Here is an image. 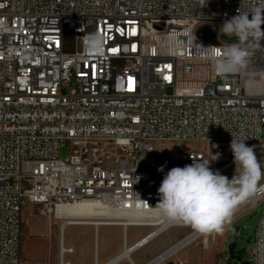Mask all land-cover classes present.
<instances>
[{"label": "built area", "instance_id": "1", "mask_svg": "<svg viewBox=\"0 0 264 264\" xmlns=\"http://www.w3.org/2000/svg\"><path fill=\"white\" fill-rule=\"evenodd\" d=\"M259 5L0 0V264H21L24 205L54 214L91 200L108 210L149 212L170 169L193 163L192 156L209 159L201 149L157 152V143L226 145L233 136L262 143L264 46L223 77L203 48L229 44L220 38L222 23ZM201 23L213 32L218 26L215 42L196 36ZM68 34L81 40L79 51L63 52ZM91 36L101 38L99 51ZM251 256L264 264V213Z\"/></svg>", "mask_w": 264, "mask_h": 264}, {"label": "clouds", "instance_id": "2", "mask_svg": "<svg viewBox=\"0 0 264 264\" xmlns=\"http://www.w3.org/2000/svg\"><path fill=\"white\" fill-rule=\"evenodd\" d=\"M220 34L235 42L223 48L203 47L218 76L240 72L249 64L251 50L264 46V0L252 13H241L226 19ZM100 37H89L91 47L99 51ZM233 136V135H232ZM235 167L229 178L210 168V161L192 156L193 163L173 167L164 176L155 209L166 221L190 226L204 235L223 234L232 223L239 206L257 193L264 169L253 146L246 139L233 136L230 143ZM163 171V166L158 168ZM146 202V201H145ZM147 203V202H146Z\"/></svg>", "mask_w": 264, "mask_h": 264}, {"label": "rangeland", "instance_id": "3", "mask_svg": "<svg viewBox=\"0 0 264 264\" xmlns=\"http://www.w3.org/2000/svg\"><path fill=\"white\" fill-rule=\"evenodd\" d=\"M212 27L209 24L201 23L195 29V34L198 37ZM215 31L204 42H215L217 38L218 26H215ZM220 38L225 43L235 42L234 38H229L220 34ZM62 49L64 53H74L81 49V40L76 36L68 34L62 37ZM262 143L263 146H257L258 144L247 143L249 146L254 147V151L261 163L262 169H264V129L262 130ZM181 149H201L203 150L209 159H215L210 161V168L212 170H218L221 174L231 178L235 173V163L233 154L230 150V144L216 145L211 143H202L194 141L186 142H174L164 144H156V151L161 152L167 150L170 153ZM59 155L62 159L69 155V146L65 145L61 147ZM264 181L261 179L260 183ZM24 208V209H23ZM29 209V206L24 205L21 212L25 213ZM264 213V194L258 197L249 205L243 207L237 211L234 215L232 223L227 226L226 231L223 234H210L205 238L203 235L198 236L194 241L185 245L178 252L169 256L159 264H253L251 256V248L253 247L255 227L259 217ZM26 215L22 216L21 223V236L20 247L22 249L25 244V240L28 239V224L36 223V230L41 231L44 228H51L52 230H58L60 227L59 219L54 217V214L48 213L44 206L34 205L27 211ZM142 229L150 230L151 227H140ZM194 231L190 226H171L162 232L158 239L161 241V245L164 250L178 241L186 234ZM38 237L45 236L44 233H36ZM51 237H53L51 235ZM251 237L250 242H246V239ZM232 240H236V246L234 248L235 257L231 259L227 252V244ZM20 257H22V250L20 251ZM127 263L131 264L128 259ZM147 262V261H146Z\"/></svg>", "mask_w": 264, "mask_h": 264}, {"label": "crops", "instance_id": "4", "mask_svg": "<svg viewBox=\"0 0 264 264\" xmlns=\"http://www.w3.org/2000/svg\"><path fill=\"white\" fill-rule=\"evenodd\" d=\"M26 206L30 209L34 205L28 203ZM28 210L25 213L21 212V223L23 215L27 218ZM56 216L54 217L60 218ZM60 219V227L57 231L51 228L39 231V229L36 230V223L28 224V239L25 240L22 249L19 248V254L22 250L21 264H108L116 258L118 259L112 264H128L126 259L131 264H147L166 250L158 236L171 226H185L169 224L157 231L159 226L156 224H96L93 221L68 223ZM151 226L153 228L150 230L140 228ZM153 231L155 233L141 245L130 250L127 256L124 255L126 248L133 246ZM36 233H44L45 236H34ZM169 256L155 264H159Z\"/></svg>", "mask_w": 264, "mask_h": 264}, {"label": "bare ground", "instance_id": "5", "mask_svg": "<svg viewBox=\"0 0 264 264\" xmlns=\"http://www.w3.org/2000/svg\"><path fill=\"white\" fill-rule=\"evenodd\" d=\"M257 146H263L258 144ZM259 189L264 192V181L259 184ZM59 216L62 222H70V223H80L86 221H93L96 224H105V223H118V224H134L139 223V225L144 224H156L159 226L157 229L160 230L166 227L169 224H175L169 221H166L161 217L160 213L157 210H152L149 212H141V211H122V210H108L104 207H100L96 202L91 200L82 201L80 203H74L67 206H59L57 207L54 216ZM56 216V217H57ZM155 233L154 231L150 234ZM148 234V235H150ZM144 237L139 242L134 244L133 246L141 245L147 237ZM203 235L205 238L207 235L201 234L198 231L194 230L191 233L187 234L175 244L171 245L164 252L160 253L153 260L148 262L147 264H155L163 258L173 254L186 244L194 241L198 236ZM132 247V246H131ZM126 248L124 251V255H128L130 248ZM70 250V249H69Z\"/></svg>", "mask_w": 264, "mask_h": 264}, {"label": "water", "instance_id": "6", "mask_svg": "<svg viewBox=\"0 0 264 264\" xmlns=\"http://www.w3.org/2000/svg\"><path fill=\"white\" fill-rule=\"evenodd\" d=\"M212 33H213V28H209V29L206 30L204 33L200 34V35L198 36V38L201 39V40H205V39L208 38ZM151 235H152V234L148 235V237L151 236ZM148 237H147V238H148ZM250 239H251V237H248V238L246 239V242H250ZM235 246H236V240H232L231 242H229V243L227 244V252H228V255H229V257H230L231 259H233V258L235 257V253H234V248H235ZM134 247H135V246H132V247L130 248V250H132ZM130 250H129V251H130ZM117 259H118V258L112 260V261L109 262L108 264H112V263H113L114 261H116Z\"/></svg>", "mask_w": 264, "mask_h": 264}]
</instances>
